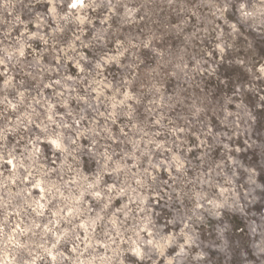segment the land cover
<instances>
[{"label": "clouds", "instance_id": "obj_1", "mask_svg": "<svg viewBox=\"0 0 264 264\" xmlns=\"http://www.w3.org/2000/svg\"><path fill=\"white\" fill-rule=\"evenodd\" d=\"M0 264H264V0H0Z\"/></svg>", "mask_w": 264, "mask_h": 264}]
</instances>
